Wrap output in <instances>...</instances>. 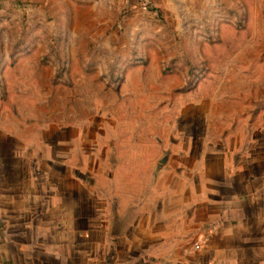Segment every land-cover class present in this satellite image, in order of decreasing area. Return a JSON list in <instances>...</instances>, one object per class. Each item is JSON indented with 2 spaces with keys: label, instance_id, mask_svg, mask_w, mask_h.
Masks as SVG:
<instances>
[{
  "label": "crops",
  "instance_id": "obj_1",
  "mask_svg": "<svg viewBox=\"0 0 264 264\" xmlns=\"http://www.w3.org/2000/svg\"><path fill=\"white\" fill-rule=\"evenodd\" d=\"M204 82L74 126L0 97V264H264V110Z\"/></svg>",
  "mask_w": 264,
  "mask_h": 264
},
{
  "label": "rangeland",
  "instance_id": "obj_2",
  "mask_svg": "<svg viewBox=\"0 0 264 264\" xmlns=\"http://www.w3.org/2000/svg\"><path fill=\"white\" fill-rule=\"evenodd\" d=\"M203 81L264 110V0H0V97L22 98L23 124L74 126L60 114L89 106L130 118L162 83Z\"/></svg>",
  "mask_w": 264,
  "mask_h": 264
}]
</instances>
